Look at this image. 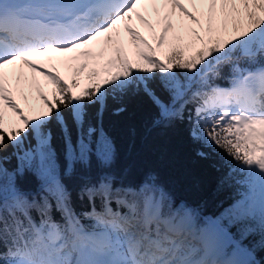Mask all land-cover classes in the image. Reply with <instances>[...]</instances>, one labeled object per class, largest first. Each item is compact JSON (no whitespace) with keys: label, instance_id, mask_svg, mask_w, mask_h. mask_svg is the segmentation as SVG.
<instances>
[{"label":"snow or ice","instance_id":"1","mask_svg":"<svg viewBox=\"0 0 264 264\" xmlns=\"http://www.w3.org/2000/svg\"><path fill=\"white\" fill-rule=\"evenodd\" d=\"M81 79L87 86L77 92ZM129 93L146 96L158 122L186 118L194 143L226 154L234 196L221 212L203 216L177 204L154 176L131 185L108 170L114 148L103 111L110 96ZM53 122L63 175L93 158L104 169L80 189L87 211L73 208L62 180ZM26 172L37 190L18 182ZM257 250L264 0H0V264H260Z\"/></svg>","mask_w":264,"mask_h":264},{"label":"trees","instance_id":"2","mask_svg":"<svg viewBox=\"0 0 264 264\" xmlns=\"http://www.w3.org/2000/svg\"><path fill=\"white\" fill-rule=\"evenodd\" d=\"M158 55L164 59L160 52ZM227 71L225 67L224 75ZM216 83L223 86L226 81L220 79ZM92 111L94 114L95 109ZM158 121V109L142 93L110 96L102 115V127L114 148V159L108 170L118 181L131 185L140 184L149 175L154 176L177 204L187 205L203 216L221 212L234 196V187L225 183L228 168L224 160L229 158L219 149H201L194 143L186 118H177L171 123ZM50 127L53 132L52 146L61 164L62 180L71 193L72 206L77 212L87 211L89 202L87 196L81 199L80 189L88 179H94L104 169L93 158L90 167L76 164L71 176L63 175L66 163L64 144L55 122ZM198 150H205L209 155L198 156ZM12 152L9 147L3 153L10 157L5 163L9 170L18 164ZM18 182L29 191L37 190L39 185V180L31 172L18 178ZM55 215L58 217L59 213ZM256 259L264 264V250H257Z\"/></svg>","mask_w":264,"mask_h":264},{"label":"rangeland","instance_id":"3","mask_svg":"<svg viewBox=\"0 0 264 264\" xmlns=\"http://www.w3.org/2000/svg\"><path fill=\"white\" fill-rule=\"evenodd\" d=\"M136 24H137L138 27L141 28L142 33L145 34V35L147 36L148 33L143 29L142 26L139 25V22H136ZM149 38H150V37H149ZM150 39H151V38H150ZM60 72H61V75H64L66 78L71 79L70 74L66 73L63 67H60ZM41 86H42V88H43L45 94H48L49 97L51 98L50 93H51V88H52V86H51V85H46V84H44L42 78H41ZM85 86H87V80H86V79H81L80 89H76V91L79 92V91H80L82 88H84ZM17 102L20 104V106H21L22 108H25V110L27 111V109H26V105H25V102H24L22 99H20L19 96H18V98H17ZM29 103L36 104V103H38V102L35 101L34 99H30V100H29Z\"/></svg>","mask_w":264,"mask_h":264}]
</instances>
